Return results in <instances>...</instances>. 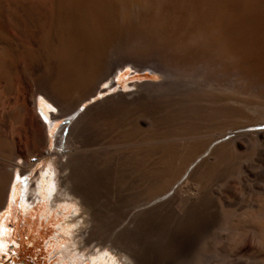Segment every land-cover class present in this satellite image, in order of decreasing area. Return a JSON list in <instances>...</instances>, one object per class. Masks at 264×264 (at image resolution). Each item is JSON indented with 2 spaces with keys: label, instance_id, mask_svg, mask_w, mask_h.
Returning a JSON list of instances; mask_svg holds the SVG:
<instances>
[{
  "label": "bare ground",
  "instance_id": "bare-ground-1",
  "mask_svg": "<svg viewBox=\"0 0 264 264\" xmlns=\"http://www.w3.org/2000/svg\"><path fill=\"white\" fill-rule=\"evenodd\" d=\"M128 64L160 80L94 100ZM23 82L27 92L16 94L13 112L0 110V151L10 166L0 163V249L6 213L37 204L46 222L56 207L68 208L51 243L68 264L82 263V250L94 247L91 264H169L206 241L214 219L233 229L220 194L206 182L227 162L239 163L242 152L264 158V126L256 127L264 125V0H0V83L18 92ZM221 88L242 97L225 96L224 104ZM38 95L58 114L40 102L44 110L31 113L30 141L21 150L12 123L35 109ZM244 109L255 114L231 126ZM217 118L226 127L201 142V125ZM71 136L77 144L68 145ZM51 142L67 173L59 176L45 159L34 177H21L33 164L13 161L48 145L35 154L40 163L53 153ZM71 170L76 198L59 188ZM250 191L254 202L239 213L251 226L241 239L249 251L253 230L264 243V182ZM98 193L110 195L107 214L95 207ZM239 247L228 262L245 259Z\"/></svg>",
  "mask_w": 264,
  "mask_h": 264
},
{
  "label": "rangeland",
  "instance_id": "rangeland-1",
  "mask_svg": "<svg viewBox=\"0 0 264 264\" xmlns=\"http://www.w3.org/2000/svg\"><path fill=\"white\" fill-rule=\"evenodd\" d=\"M117 71L118 75L111 78V82H113L114 85L109 89H107V86L105 85L106 87H104L106 88V90L96 95L93 98L94 100L99 97L106 96L112 91H130L134 88L133 84L156 83L160 80V77L150 69L145 68L138 71L130 64L123 66ZM2 86L3 84L0 83V110L3 109L7 112H13V110L15 109L16 94L17 96H20H18L19 98L23 97L26 94L25 92H27L26 84L23 82L16 85L15 90H17L18 88V92L5 89L4 86ZM217 94L221 96L222 102L223 100L225 101L223 102L224 104H228L226 100L227 98H225V96L229 97V95H231L236 100L242 97L241 95H237V93H235L234 91H229L225 88L217 89ZM40 102L44 103L45 101L40 95H38L35 98V109H31L29 111L21 113L18 120L15 123H12V125H14L16 129V134H18L19 137L18 145L21 150H24L26 145H28L30 141V133L28 127L32 122L31 113L33 114L39 112L41 114L40 111L44 110V106L42 107L40 105ZM45 103L50 104L47 101ZM90 103H92V99L81 103L79 105L80 109L76 113H79L80 110H84L85 107ZM47 108L48 107H46V109ZM48 111L49 115L58 114V108L52 106L51 104L49 105ZM254 114L255 111H252V109H244L241 117H236V120H234L235 117L231 118V120L229 121L231 123L230 125H240L243 122V118L245 119V116L248 117ZM49 115H47V117H49ZM57 121L58 123L61 122H59V120ZM225 125L226 124L220 118L204 122L200 127L201 142H206L210 138H212L214 134L221 132L223 128L226 127ZM263 126L264 125H259L256 127ZM71 137L72 138L69 140L68 145L77 144V139L74 136ZM53 145L54 143L51 142L50 146L52 152ZM46 148H48V145H45L44 147H38L37 149H31L28 151V153L23 152L21 154V157L19 159H15V161L13 162L21 164L22 160L28 161V159L35 156V154H38L41 157V154H43ZM247 151L242 152V154L236 157L237 161H240L239 163H234L233 160L227 162V164H225L223 168H221L214 175L210 176V178H208L206 182L207 187H210L211 189L218 192V194H220V198L222 199V203L224 206L223 209L229 211L230 222L234 226L233 229L231 227L229 229H223L222 227H220V220L214 219L208 225L207 230L204 233L206 236V241L202 243L200 242V244L195 243L194 247L187 254H177V256L174 255L172 261H170L169 264H264V243H259V234L257 232L253 230V232L247 234L249 237H252L255 243L253 249L249 251L241 244V239L245 234L244 230L251 229V226L247 219L242 218L243 216L239 213H241L244 205L248 204L249 202H254L256 196L252 194L250 190H255L264 182V158L259 156L255 157V155L252 156V154H254V150H251L253 153L249 150L251 154ZM207 153L208 151L204 155H206ZM6 155V153L0 151V163H4V170H8L10 168L9 161L7 160L8 158L6 157ZM45 159H47L46 161H54L55 166L57 165L56 168L59 176H61L62 173L64 174L65 171H62V168H60V165L58 164V161H60L59 154L53 152L52 154L42 158L40 163L35 164L31 168V171H28L27 174H24L21 177H34L36 175L35 173L40 169ZM61 160L62 163L65 162L64 157H62ZM191 167L192 166H190L189 168ZM17 169L20 171L19 166L17 167ZM65 173H67V171ZM67 177V184H65V182L62 181V178L59 177V188H65V190L68 191L70 197L76 198L74 171H69ZM241 177L245 178V184H238L236 182V179H239ZM109 196L110 195L108 194L98 193L95 199V207L103 211L105 214H107L110 205ZM42 211L43 210L41 209L40 205L37 204L36 206H34L33 210L28 211L30 213L20 210L18 206L12 207L10 212L6 213V233L3 237L6 241V244L5 247L0 249V264L69 263L67 258L60 261L59 256L56 254L57 249L54 250V244H51L52 242H54L52 236H54L57 232V225L61 221H63L64 215L68 213V208L64 209L63 206H61L60 208L56 207V209L49 214L48 218L51 217V220L49 219V222H46L45 217L42 216ZM101 234L102 230L93 232V234L90 236L92 243H94V241L99 238ZM158 235V241L160 242L162 240L160 238L163 237V234L160 230L158 232ZM48 240L51 245H46V242ZM238 246H240V251H238V254L243 255L245 259H241L240 261L232 263L228 262L227 254L233 249H238ZM88 247L89 246H87L86 248ZM95 249L97 248L94 247L89 252H87L85 249L82 250L86 256L83 262L78 263V261L76 260L75 262L72 261L71 264H91L88 259L91 255V252ZM106 252H108L110 255H114V260L118 259L119 255L110 252V250H107ZM160 255L162 257L168 256L167 250L162 251ZM92 264L97 263L96 261H94ZM98 264L108 263L100 261Z\"/></svg>",
  "mask_w": 264,
  "mask_h": 264
},
{
  "label": "built area",
  "instance_id": "built-area-1",
  "mask_svg": "<svg viewBox=\"0 0 264 264\" xmlns=\"http://www.w3.org/2000/svg\"><path fill=\"white\" fill-rule=\"evenodd\" d=\"M29 161H30V163L33 164L32 167H33L35 164H38V159H37V156H36V155L33 156V157H31V158L29 159ZM32 167H31V168H32Z\"/></svg>",
  "mask_w": 264,
  "mask_h": 264
},
{
  "label": "snow or ice",
  "instance_id": "snow-or-ice-1",
  "mask_svg": "<svg viewBox=\"0 0 264 264\" xmlns=\"http://www.w3.org/2000/svg\"><path fill=\"white\" fill-rule=\"evenodd\" d=\"M53 111H54V109H53ZM24 182V179L23 178H21V183H23Z\"/></svg>",
  "mask_w": 264,
  "mask_h": 264
}]
</instances>
